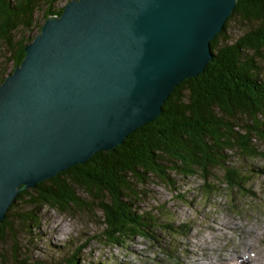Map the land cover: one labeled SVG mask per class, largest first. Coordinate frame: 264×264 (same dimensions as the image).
<instances>
[{
    "label": "water",
    "instance_id": "95a60500",
    "mask_svg": "<svg viewBox=\"0 0 264 264\" xmlns=\"http://www.w3.org/2000/svg\"><path fill=\"white\" fill-rule=\"evenodd\" d=\"M238 0H68L0 81V222L16 195L162 113Z\"/></svg>",
    "mask_w": 264,
    "mask_h": 264
},
{
    "label": "trees",
    "instance_id": "16d2710c",
    "mask_svg": "<svg viewBox=\"0 0 264 264\" xmlns=\"http://www.w3.org/2000/svg\"><path fill=\"white\" fill-rule=\"evenodd\" d=\"M57 1L0 0V48L12 63L11 70L23 58L22 47L28 38L15 40V32L35 26L33 14L40 3L46 7L44 19L59 15L64 5L53 9ZM232 19L243 28L233 40L227 34ZM210 46L212 60L203 72L174 88L157 118L128 134L114 149L99 151L83 164L20 191L0 222V230L12 229L10 216L27 230L35 228L43 207L73 215L89 206L88 199L102 214L104 245L122 246L134 237L159 245L164 235L186 237L192 226L175 224L163 209L138 207L146 194L144 187L152 180L175 191L174 176L199 177L202 200L220 186L249 196L245 188H249L252 170L229 165L225 152L241 159L264 160V151L255 145L258 141L264 147V0H238ZM177 196L181 202L186 199ZM21 198L25 208L20 213L14 209L11 215ZM159 234H163L160 239ZM17 251L15 247V262L28 264L26 255L18 259ZM79 253H67L64 263L77 264Z\"/></svg>",
    "mask_w": 264,
    "mask_h": 264
},
{
    "label": "rangeland",
    "instance_id": "374dc122",
    "mask_svg": "<svg viewBox=\"0 0 264 264\" xmlns=\"http://www.w3.org/2000/svg\"><path fill=\"white\" fill-rule=\"evenodd\" d=\"M67 1L58 0L53 9L62 7ZM45 8L40 3L35 9L34 27L44 22ZM34 27L18 28L14 39L28 37L26 42L30 41L39 31ZM242 29L236 19L230 20L228 38L235 39ZM2 51L5 52L4 48H0V79L12 71V63L5 59ZM255 145L264 151L258 141ZM225 153L229 165L252 170V178L247 183L249 188H245L249 196L242 191L224 190L220 186L215 193L202 200L198 191L201 179L195 176H174L175 191L154 180L143 189L146 194L138 207L144 211L163 209L171 215L175 224L190 223L192 230L184 238L164 235L161 244L156 245L134 237L122 246L104 245L100 238L104 228L102 214L95 204L86 199L89 206L73 212V215L43 207L38 214L40 220L37 226L29 230L10 216L12 229L0 230V264H18L13 257L15 247H18V259L26 255L28 264H65L68 261L63 257L67 253L71 255L79 251L77 264H228L223 259L224 255L227 256L232 249L240 254L246 240L252 241L253 245L229 264H251L245 260L249 255L255 257L259 252L264 256V160L241 159L231 152ZM214 173L219 174L218 171ZM176 194L184 195L186 199L181 202ZM81 196L85 197L84 194ZM24 203L25 199L21 198L15 205L17 207L11 209V215L14 209L20 213L26 206ZM247 229L252 231L250 236ZM255 232L258 233L256 240L252 237ZM162 235L159 234V239ZM83 243L87 244L80 250ZM23 250L26 254L22 253Z\"/></svg>",
    "mask_w": 264,
    "mask_h": 264
},
{
    "label": "bare ground",
    "instance_id": "6f19581e",
    "mask_svg": "<svg viewBox=\"0 0 264 264\" xmlns=\"http://www.w3.org/2000/svg\"><path fill=\"white\" fill-rule=\"evenodd\" d=\"M248 230V229H247ZM250 232H252L251 230H248V236H250ZM252 237L256 240V238L258 237V233L255 232V234L252 235ZM254 242V241H253ZM253 245L252 244V241H244V244H243V248L242 250L240 251V254H238L237 250H234L232 249L231 251H229V253L226 255H224L223 259H226V263H232L233 261H235L237 258L240 257V255H243L246 248ZM250 248V247H249ZM259 253V252H258ZM254 257V256H250L249 255V258L248 259H245L248 263L250 262L251 264H264V256H262L260 253ZM226 257V258H225ZM254 257V258H252ZM247 258V257H246ZM244 259V258H243Z\"/></svg>",
    "mask_w": 264,
    "mask_h": 264
}]
</instances>
